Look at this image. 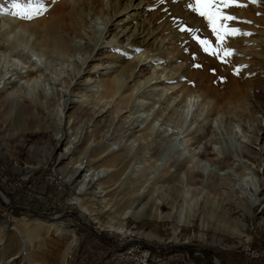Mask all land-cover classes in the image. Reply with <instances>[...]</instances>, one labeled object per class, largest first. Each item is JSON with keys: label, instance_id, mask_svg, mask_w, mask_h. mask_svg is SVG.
<instances>
[{"label": "rangeland", "instance_id": "rangeland-1", "mask_svg": "<svg viewBox=\"0 0 264 264\" xmlns=\"http://www.w3.org/2000/svg\"><path fill=\"white\" fill-rule=\"evenodd\" d=\"M68 1L73 3V0ZM86 1H90L89 7L80 13L81 28L77 32L83 37L76 38L75 42L82 46L96 45L95 50L101 48L98 55L88 58L87 66L83 65L84 69L77 75L78 66L67 62L56 80L49 83L41 76V82L34 91L38 92L43 84L46 89L49 87L45 99V108L49 112L46 118L31 116L20 128L12 123L10 112L0 116V169L7 175L22 177L20 184L11 191H8L10 188H1L5 200L0 199V264H115L109 258L114 249L109 239L125 242V238L135 244L161 250L158 251V259L147 264H264V227L259 223L264 215V0L249 1L261 18H254V31L246 38V47L239 48L237 55L217 57L218 62H221L220 58H228V68L231 64L230 69L236 70L234 73L240 78V101L235 102V106L229 104L231 109L221 107L219 103L212 107L213 99L205 98L200 92L193 98L186 96L183 93L186 86L174 79L180 76L175 71L183 63L176 55L183 44L190 43L199 34L181 30L193 22L187 6L193 0H164L163 3L161 0H142L140 6H137L140 0ZM243 1L246 0H238V3ZM50 3V0H0V31L9 28L10 22L13 25L19 23V16L14 13L37 6L49 7ZM132 3L133 6L126 8ZM193 26L199 24L193 23ZM142 27L152 28L151 33L154 34L148 39L149 35L143 32L134 40V32L141 31ZM113 44L122 51L123 58H140L139 64L144 63V67H141V74L126 79L125 85L134 88V95L128 106L119 111V118H124L125 122L118 127L119 130L111 133L114 138L108 135L105 143L111 150H116L126 136L130 143H136L134 137L139 141L149 137L153 143L146 158L130 163L118 176H104L97 180L98 183L93 185L94 198L88 193L79 194L73 185L63 181L64 169L61 168L73 164L75 156L64 158L60 164H57V157L69 147L65 142L74 143L78 136L69 130L66 131L68 138L64 136L57 140L56 123L60 118L66 120L71 114L73 101L105 103L106 99H100L98 95L97 79L101 75L108 78L113 74L104 53ZM89 49L77 52L71 60L75 58L81 62L86 59ZM18 50L25 58L20 60L22 63L39 66L51 73L44 68V57L31 54L23 44L18 46ZM3 55L0 51L2 77L18 79V73L25 71L22 63L14 59L15 65V61ZM93 65L95 67L90 69ZM147 78L148 82L145 81ZM2 81L1 78L0 85ZM77 86L78 92L61 95L69 102L64 109L59 91L72 90ZM114 97L104 108L109 114L114 109ZM171 107L181 115L180 121L168 120ZM150 123L152 134L145 135ZM132 126H135V134L130 132ZM196 145L197 148H192ZM46 148H49L48 153ZM189 148L197 152H206L207 149L217 155L216 160L209 159L211 157L207 155L201 161L195 159L193 164H188L204 175L207 168L220 165L213 162L223 164L221 161L228 160L229 164L222 171L230 173L233 189H225V192L223 189H204L199 181L185 184V174L181 169L179 183L160 178L158 187L149 189L153 200L159 202L154 217H122L120 213L137 197L140 184L143 181L150 183L153 178L161 176L175 158L191 156ZM157 150L161 151V158L156 160L150 153ZM244 152L249 157H244ZM80 162L84 169L81 174H89V167L102 164L101 161H89V158H82ZM150 164H155L154 169L145 174L143 169ZM116 178L119 186L117 183L110 185ZM101 185L108 186L105 196L104 192L99 195ZM242 195H246V199L239 206L245 209L246 225L241 231L239 221L228 213L227 207L235 206ZM75 197L87 205L93 204V214L83 211ZM99 201H106L108 207ZM147 210H144L145 214L149 213ZM229 217H233V221ZM178 218H181L180 222ZM36 220L41 222L36 223ZM7 221L21 226L25 224L28 228H42L39 234L44 248L32 247L30 254L24 255V247L16 231L5 228ZM50 223L67 233L46 234ZM111 223L124 232L110 229L107 225ZM174 229H177L176 233ZM116 253H130V245H116ZM168 253L173 254L168 256Z\"/></svg>", "mask_w": 264, "mask_h": 264}, {"label": "bare ground", "instance_id": "bare-ground-1", "mask_svg": "<svg viewBox=\"0 0 264 264\" xmlns=\"http://www.w3.org/2000/svg\"><path fill=\"white\" fill-rule=\"evenodd\" d=\"M141 1L142 0H140L137 6H140ZM249 1L250 0H246L241 3L246 5V7H237L233 5L226 8V10H221L225 14L238 18L237 21L226 22L229 27L238 28L242 33H252L254 31L252 22L254 21V18L261 17L257 15L258 13L256 14L255 11H253L252 5ZM50 2L49 7L37 6L30 10L28 9V11L26 9L22 10L20 12L21 15L35 14L36 12H40V15L30 20L22 19L19 16V23L13 25L12 22H10L9 28H4V30L0 31V51L4 54L3 56H6L9 60L15 61L14 59H16L18 62H21L20 60L23 61L25 59L23 58L24 55L18 50V46L23 44L26 45V48L31 52V54L34 53L39 57H44V68L51 71V73H47L39 66L34 65L31 67L29 64L25 65V63L22 62V67H24L25 71L24 73H18V79H11L10 76L3 78L2 71H0V79H3L0 85V116L5 115L6 111L10 112L11 117L13 118L12 123L20 128L25 126L27 120L30 119L31 116H39L42 119L46 118L49 114L45 108V99L47 97V90L49 87L46 89V85L43 84L40 85V90L38 92L34 91L35 86L41 82V76L49 83L50 81L56 80L55 78L57 75H61L64 64L67 62H72L74 65L78 66V71L75 74L77 75L84 69L83 65H85V67L87 66L86 60L98 55V50L101 49L97 48V50H95L96 45L91 47L90 44H84L82 46L81 44L75 42L76 38L83 37L81 33H77L81 28L82 18L80 13L89 7L90 1L73 0V3H70L68 0H50ZM129 6H133V3L132 5L127 4L126 8ZM134 7H136V5H134ZM190 12L192 13L193 22L191 24L188 23V28L186 29H190L189 31L192 33L199 34H197L190 41V43L183 44L182 50L176 55L177 59L182 60L183 63H180L175 71V73L180 76H176L174 79L179 82L181 81V83L186 86V89L184 88L185 90H183V93L186 96L193 98L198 96L199 94L197 93L200 92L201 95L205 96V98L213 99L212 107H215L219 103L221 107L230 108L229 104L234 105L240 101V78L238 77L239 75H235L234 71L236 70L230 69L231 64L230 68H228L229 62H218L217 57H226V51L228 49L232 50L231 56L233 53L237 55L239 48L244 49L246 47L245 41L250 35L227 36L223 45H221V43L217 41L216 36L213 35L211 29L208 27L205 18L201 17L194 11L192 12L191 9ZM168 20L169 19H167V21ZM244 21H251V23H245ZM107 22L109 23V20ZM193 23L195 25L198 23L199 26H195L197 27L195 28ZM157 29L158 26L156 25L155 30ZM109 30L110 29L108 27L107 31ZM151 30L149 27H142L141 31L134 32L133 39L135 40V38L143 32L145 35H149V39L150 36L154 34L151 33ZM198 39L210 41V45H208V47H210V49H215L218 52V56H213L205 52L200 43H198ZM146 40L147 38L144 41ZM111 46L112 47L104 53L106 54V61L109 63L113 74L109 76L111 78H105L101 75L102 77L100 76L97 79V83L99 85V89L97 90L99 91L98 95L100 99H106L105 103L103 105H98V102L88 103L83 100L80 102L73 101L74 109L71 114L66 117V120L60 118L56 123L59 134H55L57 140L63 139L64 136L67 137L66 131L69 130L75 137L78 136L77 141L74 143L66 141L65 144H68L69 147L62 151L57 157V164H60L64 158L75 156L73 164L61 168L62 170L64 169V172H62L61 175L63 181L73 185L79 194L88 193L94 198L96 197V194L93 192V185L98 183L97 180L103 178L104 176H118V174L120 175L123 171H125V169H127L130 163L141 161V159L146 158L145 156L149 151L150 144L153 143H151V138L148 140L149 137L147 136V138L143 136L146 138L143 140L144 142L142 140L139 141L136 137H134L136 143H130L128 136H126L122 144L119 143L116 150H111L109 145L105 143V139L108 135L123 124L124 118H119V111L123 107L126 108L128 106L129 101L134 95V88H131V85H125L127 82L126 79L130 78L131 75L135 76L141 74L143 71L141 67H144V63L139 64L140 58L138 60H135L133 56L123 58L122 51L118 50L114 44ZM86 48H90L86 59L81 60V62L76 61L75 58L71 60L77 52H86ZM220 59L226 61L228 60V58ZM14 63L16 65V61ZM197 65H199V67ZM94 67L95 65H93L90 69H93ZM148 80L149 78L145 79L146 82H148ZM62 82L65 83V79H63ZM63 83L60 82V85H63ZM72 90L66 88L59 91V93H61L59 97L60 102L61 105H64V109L66 104L69 102L67 99H62L61 95H69V93L78 92V86L76 88H72ZM224 93L227 94L225 95ZM146 94H149V92ZM113 97L115 98L114 109L109 114L106 110H104V108ZM175 110L171 107L168 111V120L172 118L173 120L176 119V121L181 120V115ZM107 115L108 118H106ZM134 127L135 126L130 127V132H134ZM152 128L153 126L150 123L146 128L147 130L145 129V135H151ZM199 141L200 140H197V142ZM199 144L200 143L197 145L199 146ZM191 145L193 144H190V146ZM197 145L192 148H197ZM48 149L49 148H46L47 153ZM189 150L191 151V148H189ZM197 151L198 150L195 151L192 149L191 156H184L182 159L175 158L174 161L168 164L161 176L159 175L156 179L153 178L151 182L149 180L150 183L145 184L146 181H143L140 186L138 185L139 188H137L138 192L136 193L137 197L131 201L125 209H123L120 215L122 217L132 216L133 218L142 216L150 218L154 217V214L157 213V210L155 211V209L158 207L157 204L159 202L153 200L152 193L149 189H156L158 187L157 180L160 178L174 182V184L176 182L179 183V171L181 169L185 174V184L192 185L196 181H199L201 188L203 186L204 189H223V192H225V189L232 190L233 185L231 182L233 179L230 173L222 171L224 169L223 167L229 164V161H221L223 164L218 161L213 162L220 165L216 164L214 168H207V172L204 170L206 173L204 175L200 172L194 171V169L188 164H193L196 160L201 161L203 158H206L207 155L211 157L209 159L216 160L217 155L207 149L206 152ZM160 152L157 150L154 153H150V155L157 160L160 157ZM243 156L249 157V155L245 152L243 153ZM82 158H89V161L92 160V162L101 161L102 164L96 165L94 168L93 166L89 167V169L87 168V171H90L89 174H81L84 170L82 162H80V159ZM154 165L155 164L148 165L143 169V172L146 174L148 170L150 171L154 169ZM117 180V178L113 180L110 185L117 183ZM135 182H137V179ZM117 186H119L118 183ZM107 187V185H101L102 190L99 192L100 196L101 192H104L103 196H105V190ZM142 194L145 196L144 201L142 200L144 197ZM141 195L143 196L142 198H140ZM146 197L148 198L146 199ZM0 199L2 201L5 200V195L1 191ZM245 199L246 195L239 196L238 201L235 202V206L227 207L228 213L232 215L234 219L236 218L239 221L241 231L244 230L246 225V212L243 207L239 206V204H241ZM93 200L97 201L96 199ZM75 201L79 204L83 211L88 212L91 215L93 214V204L87 205L79 197H75ZM99 202L108 207V203H106V201ZM147 209H149V213L145 214L144 210L146 211ZM113 211L116 212V209H113ZM233 217H229L230 221ZM38 221L39 220H36V223L41 222ZM180 221L181 218H178V222ZM259 223L264 227V215L259 219ZM24 225L25 224L21 226L17 225L16 222L7 221L5 223V228L16 231L21 245L24 247V255H29L32 247L43 249L44 242L39 234L42 228L37 226L28 228L29 226ZM113 225L114 224L111 223L107 226L118 233L124 232L123 228V230H120L121 228L114 227ZM50 232L62 235L66 231H62L55 224L50 223L47 225L46 234ZM173 232L176 233L177 229H174ZM218 243L221 245L223 244L222 242ZM153 260L148 261L150 262ZM62 264H64V262Z\"/></svg>", "mask_w": 264, "mask_h": 264}, {"label": "snow or ice", "instance_id": "snow-or-ice-1", "mask_svg": "<svg viewBox=\"0 0 264 264\" xmlns=\"http://www.w3.org/2000/svg\"><path fill=\"white\" fill-rule=\"evenodd\" d=\"M164 0H161L163 3ZM251 3H256L257 0H250ZM237 7H246V5L239 4L238 0H193L192 3H189L187 6L194 12L198 13L201 17H204L207 21L208 27L211 29L213 35L216 36V39L221 45L227 36H236V35H252V33H242L238 28H231L227 25L228 21H237L238 18L232 15L225 14L221 11V7L228 8L230 6ZM14 15L20 16L22 19H33L36 16L40 15V12L35 14H26L21 15L20 13H14ZM245 23H251V21H244ZM182 31H189L190 29H181ZM203 50L210 55L218 56V52L215 49H210V41L208 40H199ZM232 50L228 49L226 51L227 55H231ZM221 62H227L226 60H221ZM199 67V65H197ZM246 67V66H245ZM237 70V74H238Z\"/></svg>", "mask_w": 264, "mask_h": 264}, {"label": "built area", "instance_id": "built-area-1", "mask_svg": "<svg viewBox=\"0 0 264 264\" xmlns=\"http://www.w3.org/2000/svg\"><path fill=\"white\" fill-rule=\"evenodd\" d=\"M21 176L7 175L4 171H0V191L1 188H10L11 191L16 185L20 184ZM109 239V238H108ZM112 241L113 250L109 254L111 261L115 264H147L148 260L158 259L159 248L153 249L150 247H145L142 244H135L126 240L125 242H117L113 239ZM116 245H130V253L128 254H118L116 253ZM173 253H168V256H172ZM156 257V258H155Z\"/></svg>", "mask_w": 264, "mask_h": 264}]
</instances>
